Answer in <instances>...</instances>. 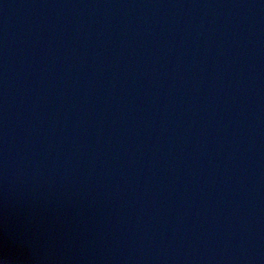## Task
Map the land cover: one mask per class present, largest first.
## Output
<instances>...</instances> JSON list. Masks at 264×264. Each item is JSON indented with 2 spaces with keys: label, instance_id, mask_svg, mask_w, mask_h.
<instances>
[{
  "label": "water",
  "instance_id": "obj_1",
  "mask_svg": "<svg viewBox=\"0 0 264 264\" xmlns=\"http://www.w3.org/2000/svg\"><path fill=\"white\" fill-rule=\"evenodd\" d=\"M0 264H264V0H0Z\"/></svg>",
  "mask_w": 264,
  "mask_h": 264
}]
</instances>
